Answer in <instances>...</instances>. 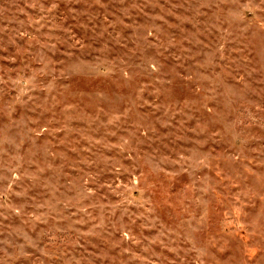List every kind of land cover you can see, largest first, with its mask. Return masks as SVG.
Segmentation results:
<instances>
[{
  "label": "rangeland",
  "instance_id": "1",
  "mask_svg": "<svg viewBox=\"0 0 264 264\" xmlns=\"http://www.w3.org/2000/svg\"><path fill=\"white\" fill-rule=\"evenodd\" d=\"M0 264H264V0H0Z\"/></svg>",
  "mask_w": 264,
  "mask_h": 264
}]
</instances>
